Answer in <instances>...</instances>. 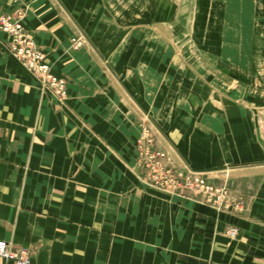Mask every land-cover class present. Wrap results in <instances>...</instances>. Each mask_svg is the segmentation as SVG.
<instances>
[{"label":"crops","instance_id":"0c3cea01","mask_svg":"<svg viewBox=\"0 0 264 264\" xmlns=\"http://www.w3.org/2000/svg\"><path fill=\"white\" fill-rule=\"evenodd\" d=\"M144 1L0 0L67 80L42 91L0 32V240L32 264H264V0ZM146 119L182 164L246 183V212L147 184Z\"/></svg>","mask_w":264,"mask_h":264},{"label":"built area","instance_id":"2783aa9c","mask_svg":"<svg viewBox=\"0 0 264 264\" xmlns=\"http://www.w3.org/2000/svg\"><path fill=\"white\" fill-rule=\"evenodd\" d=\"M25 14L17 11L13 15H0V32L7 35L8 50L22 65L37 79L42 91L50 92L54 97L62 100L67 94V84L63 78L53 72L49 63L45 61V54L40 52L32 38L26 33L24 25ZM74 48L78 49L84 43L80 38L72 39ZM147 136L142 134L137 141V165L144 169L148 184L157 190L167 192L185 199L201 203L221 213L237 214L244 209L240 202L231 200L227 191L215 188L206 181L204 174L191 173L184 181L172 176L167 183L163 182V174L166 172L163 166L152 161L153 156L147 159L145 152L150 147L145 144ZM144 156H146L144 158ZM154 160V159H153ZM227 197V200H223ZM239 230L232 227L227 231L230 238H236ZM0 258L13 264H32L30 252L26 249H14L7 241L0 240Z\"/></svg>","mask_w":264,"mask_h":264},{"label":"rangeland","instance_id":"374dc122","mask_svg":"<svg viewBox=\"0 0 264 264\" xmlns=\"http://www.w3.org/2000/svg\"><path fill=\"white\" fill-rule=\"evenodd\" d=\"M197 1L198 0H185L184 10L182 11V13L186 15L187 6H189L190 8L193 7L194 11H195V7L198 3ZM144 2H145L144 0H108V3H109L108 7H110V13H112L113 15L116 16V15H120V14L122 15L124 11L132 9V7H134V5L136 3H139V5H137V7H140L141 13H145ZM24 14H26V13L24 12ZM179 16H180V13L178 12L177 17H179ZM26 33H28L27 30H26ZM73 38H80L81 41L84 42L82 44V46L78 49H81L85 45V39L84 38H82L80 36L73 37ZM72 39H71V47L74 50H78V49L74 48V44H73ZM33 42H34V40H33ZM35 46L40 52H43V50L36 43H35ZM45 56H46V54H45ZM45 61L48 63L47 57H45ZM51 68H52V66H51ZM64 80L67 84V80L66 79H64ZM140 130H141V132H140V135H139L137 141L139 140V138L141 137L142 134L147 136V139H145L144 142L146 145H148L150 147V150L145 152L144 155L147 156V159H150V156H148V155H152L153 156L152 161H154L155 164H159L160 166H163L162 168L166 170V172L163 174V182L164 183H167L168 179H170L172 176H174L177 179H180V181H184L185 177H187V175H190L191 173L198 172V173H201L202 175L204 174L203 177H205V179H206V181H208V183H211L215 188L221 189L222 192L227 191V193L230 195L229 197L231 198V200L240 202L242 204V206H244L245 210H242L241 212H237L238 215H241L244 212H246L247 207L249 205V202L251 201V198H249L247 195H245L246 193L241 191V189H244V188H247V190L249 189L247 187L246 183L235 186L233 183L230 182V176H229L230 173L229 172L221 173V174H223V177L221 175H216V176L212 177L208 172L195 171V170L191 169L189 166L182 164L180 161H178L176 158H174L171 153H169L167 150H165L163 147H161L159 136L153 129H151L147 119L142 120V122L140 124ZM136 145H137V142H136ZM136 152H137V154L139 153V150L137 149V147H136ZM146 156H144V158ZM146 174H147V172L145 171V175ZM223 200L226 201L227 197Z\"/></svg>","mask_w":264,"mask_h":264},{"label":"bare ground","instance_id":"6f19581e","mask_svg":"<svg viewBox=\"0 0 264 264\" xmlns=\"http://www.w3.org/2000/svg\"><path fill=\"white\" fill-rule=\"evenodd\" d=\"M221 173V172H220ZM223 173V172H222ZM212 177L213 176H216V175H219V173L218 172H210L209 173ZM148 181V180H147ZM147 184H148V182H147ZM167 193V192H166Z\"/></svg>","mask_w":264,"mask_h":264}]
</instances>
